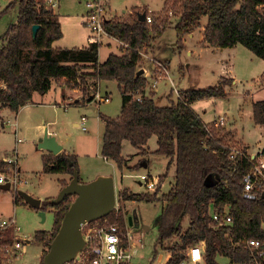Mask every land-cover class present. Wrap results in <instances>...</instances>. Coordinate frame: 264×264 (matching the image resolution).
I'll list each match as a JSON object with an SVG mask.
<instances>
[{
  "label": "trees",
  "instance_id": "obj_1",
  "mask_svg": "<svg viewBox=\"0 0 264 264\" xmlns=\"http://www.w3.org/2000/svg\"><path fill=\"white\" fill-rule=\"evenodd\" d=\"M166 1L168 5L170 0ZM15 8H18L17 21L9 26L0 48V126L4 109L18 113L32 101L35 92L48 93L55 80L75 82L83 92V103L92 101L88 96L90 87L98 81H115L122 94V109L116 118L102 116L106 124L102 154L114 160L123 171L126 166L122 155L123 141L143 149L156 136L158 149L155 153L170 159L167 173L175 165L174 184L163 195L154 258L160 248L171 254L167 264H181L192 246L204 242L206 264H219L218 258L227 259L229 264H264V257L258 256L246 244L250 239H258L264 253L261 229L264 198L260 195L256 200H248L244 196V177L252 164L246 159L237 163L231 159L225 127L217 128L211 123L210 132L207 131L208 124L191 108L197 100L223 97L224 89L218 86L184 91L175 103L160 106L154 98L155 93L146 90L148 80L145 75L138 74L141 49L164 34L174 21L170 17H159L160 23L150 26L146 19L140 20L143 13L138 9L123 20L108 19L105 23L107 32L125 42L128 50L124 55L110 54L101 63V44L54 48L63 32L47 0H16L4 13ZM171 11L177 20L179 40L200 27L201 20L207 17L204 42L222 48L242 45L264 60V0H174L169 8ZM144 14L147 15L148 10ZM35 25L40 27L34 37ZM160 25L163 30L159 29ZM87 69L92 72H86ZM138 95L141 100L136 98ZM253 121L255 125L264 126V100L253 104ZM243 152L247 153V150ZM75 170H79L75 156L61 154L44 159L47 174L73 175ZM120 196L124 201L146 199L128 188ZM18 197H15L16 203ZM69 198L59 205L50 204V200L42 203L43 211L55 209L56 221L52 234H35L36 242L42 243L45 235L51 234L46 244L49 247L72 203ZM213 212L230 215L233 224L217 227ZM121 220L125 222L123 217ZM186 222L187 228L184 227ZM8 235L7 238L0 237L4 247L13 244ZM7 259L2 251L0 264H9Z\"/></svg>",
  "mask_w": 264,
  "mask_h": 264
},
{
  "label": "rangeland",
  "instance_id": "obj_2",
  "mask_svg": "<svg viewBox=\"0 0 264 264\" xmlns=\"http://www.w3.org/2000/svg\"><path fill=\"white\" fill-rule=\"evenodd\" d=\"M13 1L16 0H0V14H3L0 18V48L4 43L2 39L9 26L17 21L18 8L4 13ZM88 1L90 0L61 1L60 7L58 6L57 10L61 13L62 17L63 37L54 43V48H79L89 44L91 31L85 25H82L83 16L87 12L86 3ZM103 1L110 8V12L107 10L109 17L122 15L125 10L146 3L149 9H147L148 6H143L138 10L140 13L148 10V15H151L153 18V22L149 23L150 26L160 23L159 17H170V20L174 21L173 25L164 34L156 37L150 45L141 49L142 61L140 63V70H144L149 87H152L154 79L158 75L159 65L157 62L161 63L170 72L171 81L164 75L159 80L157 89L155 88L156 90L153 91H158L162 94L160 99L157 100L158 105L167 106L175 103L178 100L175 90L182 93L192 89H206L220 86L225 92L223 97L197 100L192 104V110L208 123L219 116H225L227 122L224 127L226 133H228L226 144L232 150H247L248 153H254L258 148L264 146V127L255 125L253 121V104L264 100L263 59L257 57L242 45H238L235 48L218 49L217 52L215 49L212 51L210 48H202L199 46L202 44H199V41L202 39L201 30H198L196 36L192 39H188L190 38L189 33L179 40L176 30L177 20L169 12V8L172 6L174 0H170L168 5H166V1L165 6L164 0ZM123 18L113 17L112 19L123 20ZM207 21L208 18L204 17L201 20L200 27L202 28V26L206 25ZM167 23H170V21L168 20ZM159 29L163 30L164 28L160 27ZM108 43L110 42L101 44L99 61L104 62L111 53H117L118 55L127 53L128 45L125 42L120 40L118 42L114 41L111 42V46L107 45ZM186 45L190 47L191 55L187 54ZM208 45L205 44L203 46L207 47ZM86 72H92V70L87 69ZM60 80H63V82H59ZM65 80L58 79L55 82L59 85H64L67 82ZM104 81L107 80H101L98 83L104 95L106 94V88L109 86L108 91L111 92V100L108 103L98 104L97 111H92L86 107H72L74 109L70 108L67 111L60 108L59 113L53 112L46 121L47 123L55 122L56 127L60 130L59 133L63 134V141L67 139L66 146L72 148V152L77 154L82 182L87 183L95 180L99 177L98 175L101 176L100 173H110L105 174V176L116 178L118 196L125 188H128L132 193L141 194L146 198L140 202H125L124 211H121L120 214L113 213L108 219L111 222L123 224L124 222L121 220V217L124 218V221L129 219V217H136V224L139 228L135 233V238L143 235V242L142 245L139 244L137 247L136 255L130 264H167L171 258V254L159 248V253L154 258V246L158 238V224L163 208V195L165 196L174 184L175 165L173 164L167 173L170 162L169 158L158 155L153 151L139 154L130 143L126 144L124 148L125 156L135 155L132 158L129 157L131 159L128 158L129 163L127 165H130L129 168H125L122 171L117 168L115 161L113 162L111 159L106 161L104 159L100 150L104 124L99 115L101 113L109 117L116 116L120 113L122 104L121 94L116 82L111 81L110 84L106 85ZM65 85L64 90H72L71 85ZM71 90L68 93L70 96V98L68 97L69 102L73 103L76 98H80L83 101L84 95L80 88H77L76 91ZM171 93L173 94L171 95ZM169 97H174V100H170ZM39 114H42V112ZM83 114L89 117V121L86 124L89 132H84L80 127L75 126L76 122L79 123L81 121ZM2 115L5 117V120H10V122L5 123V129L0 132V158L4 156L11 157L13 149L16 147V139L18 140V138H15L14 127L11 125L15 119V114L9 110L5 112L3 110ZM38 115L32 116L36 117ZM25 118L26 124L30 125L33 119H30V116H27V114H25ZM26 134L25 136L23 134L20 135L19 138L23 139V141L17 147L22 177L29 182L26 185L20 186V190L21 192L28 191L40 199L48 196H57L62 176L60 174L44 173L42 155L47 152L37 150V142L34 143L28 139L30 132H26ZM246 143L249 147H247ZM150 145L151 149L154 150L156 146L155 141L151 142ZM249 148H252L253 151L249 150ZM143 160L150 161V167L142 168L138 162ZM136 163L138 164L131 167L132 164ZM4 171H6V168L0 164V174ZM142 174H150L156 177L161 176L160 180L163 188L158 191L159 194L147 192L139 184V179L136 176ZM163 176L165 177L164 180L162 179ZM16 196H19L18 203L15 202ZM74 199V197H71L68 201L73 202ZM10 217L16 218L17 224L21 228V238L25 236L24 241H30V243L27 246L25 254L12 255L10 257L11 261L8 263L42 264L43 258L49 249L46 245L47 240L52 234L51 231L54 229L56 221L55 209L50 208V210H47L46 219L43 221L39 211L31 207L21 195L16 194L13 188L8 190L0 189V218L7 219ZM187 223L184 225L185 228L188 227ZM47 231H50L48 233L51 234H46L42 243L35 241V234L37 232ZM7 233H0V237L7 238ZM8 236L11 237L10 232ZM3 247L2 245L0 246V253H2ZM223 259L218 258L219 264H229L227 259L226 261ZM185 263L192 264L188 261ZM201 264H206V262L203 261Z\"/></svg>",
  "mask_w": 264,
  "mask_h": 264
},
{
  "label": "built area",
  "instance_id": "obj_3",
  "mask_svg": "<svg viewBox=\"0 0 264 264\" xmlns=\"http://www.w3.org/2000/svg\"><path fill=\"white\" fill-rule=\"evenodd\" d=\"M49 6L54 7V0H47ZM88 14L86 16V25L91 31L89 37L90 44L97 43L103 44L104 38L112 37L105 28V23L108 20L107 9L102 0H90L87 2ZM170 14L173 15L171 11ZM147 23H152L153 18L151 15H146ZM161 28L162 25H160ZM159 65L157 78L154 79L152 87L147 84V92H153L157 89L159 80L166 75L168 80L171 81L170 72L163 65L157 62ZM152 78V76H151ZM156 88V89H155ZM178 99L181 97L179 91L175 90ZM90 96L92 101L90 103L100 104L110 102V97L102 94L100 85L97 83L90 87ZM138 100H141V96H136ZM87 116L82 117L81 128L86 131L87 128ZM227 118L225 116H219L210 123H206L207 131L210 132L213 123L215 127H224L226 125ZM231 150L230 158L236 163L242 159H246L251 162L252 167L244 177V196L248 200H256L264 192V149H259L256 153H245L243 150ZM6 171L0 174V185H10L15 193L19 195L20 186L28 184V180L21 178V174L18 170V164L16 157L6 160ZM139 179V184L146 189L147 192H153L159 194V190L163 188L161 185V178L158 176H152L150 174H142L136 176ZM124 201L122 197L117 195L116 205L111 214H120L124 211ZM110 214V215H111ZM109 215V216H110ZM109 216L101 219L86 223L83 228V236L85 240V248L81 251L76 259L69 264H130L137 252V247L142 245L143 235H139L135 238V233L138 230L136 224H130L129 219L125 220L123 224L119 222L109 221ZM212 218L217 227H228L233 224V219L230 215H224L220 213H212ZM264 232V222L261 227ZM10 232L13 239L11 246L3 247V252L8 258L7 261H11L10 257L17 254H25L27 246L30 241H24L25 236L21 238V228L18 226L16 218L10 217L7 219L0 218V233ZM7 233V234H8ZM247 246L252 251H255L258 256L264 257L261 248V241L258 239H250L247 241ZM258 251V252H257ZM205 246L204 242L192 246L188 253L187 258L182 262L186 264L188 261L192 264H200L204 261Z\"/></svg>",
  "mask_w": 264,
  "mask_h": 264
},
{
  "label": "crops",
  "instance_id": "obj_4",
  "mask_svg": "<svg viewBox=\"0 0 264 264\" xmlns=\"http://www.w3.org/2000/svg\"><path fill=\"white\" fill-rule=\"evenodd\" d=\"M55 1V6L52 8L53 10H54V13H55V15L57 16V18H58V21L60 22V24H61V13L57 10L58 9V6L60 7V4H61V1L62 0H54ZM103 1V0H102ZM142 1V0H141ZM144 1V0H143ZM165 2H166V0H164V6H165ZM103 3L105 4V6H107V4L103 1ZM144 4H146V3H142L140 6L139 5H137V6H134V7H132L131 9H127V10H125L124 12H123V14L122 15H116V16H110L109 17V15H108V13L110 12V8L107 6L106 8H108L107 10L109 11H107V16H108V19H112L113 17H119V18H123V17H125V18H128L133 12H134V10L135 9H140L141 7H143V6H148L147 4L146 5H144ZM86 8H87V3H86ZM147 9H149V6H148V8ZM87 14H88V8H87V12H86V14L83 16V20H82V25H85V27L86 28H88L87 27V25H86V16H87ZM125 18H123V19H125ZM208 22V21H207ZM207 25V24H206ZM206 25H204V26H202V28L201 27H198L196 30H194L192 33H190L189 34V37L190 38H188V39H192V38H194L195 36H196V34H197V32H198V30H201V32H202V39L199 41V44L200 43H202V44H200L199 46L200 47H202V48H210V50H216V52H217V50L218 49H223L222 47H215V46H212V45H210L209 43H207V42H204V30H205V27H206ZM61 28H62V25H61ZM201 28V29H200ZM89 29V28H88ZM63 32V31H62ZM196 32V33H195ZM192 36V37H191ZM89 37V36H88ZM109 39H111V40H109ZM109 39L108 38H104V40H103V43H107V42H110V43H108L107 45H110L111 46V42H114V41H116V42H118L119 40L118 39H116V38H114V37H109ZM113 39V40H112ZM187 39V40H188ZM205 44H209L207 47H205V46H203V45H205ZM89 44H90V42H89ZM88 44V45H89ZM185 44H186V41H185ZM87 45V46H88ZM103 45V44H102ZM238 46V45H237ZM237 46H235V47H237ZM83 47H86V45L85 46H83ZM235 47H233V48H235ZM74 48H77V47H74ZM79 48H82V47H79ZM186 48H187V54H189V55H191L192 53H191V51H190V47L188 46V45H186ZM111 54H117V53H111ZM110 55V54H109ZM118 55V54H117ZM109 57V56H108ZM107 57V58H108ZM107 60V59H106ZM105 60V61H106ZM104 61V62H105ZM100 62L101 63H103V61H101L100 60ZM143 75H145V73H143ZM59 82H63V80H60ZM65 82H66V80H65ZM64 82V83H65ZM110 82L111 81H104V83H106V85L109 83L110 84ZM65 84H68V85H71V87H72V90L73 91H76V89L77 88H80V87H78L77 86V84L74 82L73 84H72V82H66ZM59 85L57 82H53V86H52V88H51V90L48 92V93H45V94H41V93H38V92H35L34 93V95H33V98H32V101L30 102V103H28L27 105H25L24 107H22L21 109H20V111L18 112V113H14L15 114V119H14V121L11 123V125L14 127V129H13V131H14V135H15V138H18V140L16 139V147L13 149V155L10 157V156H4L3 158H0V164L1 165H4V168H7V166H9V164H7L6 163V160L7 159H10V158H15L16 157V160H17V164H18V170H19V172H20V174L22 175V171H21V167H20V156H19V150H18V144L19 143H22V141H23V139H21V138H19L20 137V135H22L23 134V136H25V135H27L26 134V132H30V134H28V135H30V137L28 138V139H30L31 141H33L34 143L35 142H37L36 143V148H37V150H39V151H46L47 153H45V154H43L42 155V162H43V169H44V159L46 158V157H56V156H58V155H55V154H53L51 151H49V150H46V149H43V148H40L39 147V142H40V140L43 138V136H44V134H45V131L46 130H48L49 131V134H52V136H54V137H56V140L58 141V143L60 144V145H62V147H63V151H62V153L61 154H67V155H70V156H75V158H76V160H77V154H75V153H73L72 152V148H69V147H67L66 146V143H67V139H64V141H63V134H61V133H59V128H57L56 126L57 125H55V122H49V123H47V119H48V117L49 116H51L52 114H53V112H55V113H59V111H60V108H62V109H64L65 111H67V110H69L70 108H72V107H75V108H79V107H86V108H88V109H90V110H92V111H97V106H99L98 104H93V103H83V101H82V99H80V98H76L75 100H74V102L72 103V102H69V98H70V96H69V91L71 90H64V88H65V86L66 85ZM117 84V83H116ZM108 88H109V86H108ZM108 88H106V94L105 95H107V96H109L110 97V100H111V92H109L108 90ZM117 88H118V85H117ZM71 90V91H72ZM100 90H101V87H100ZM118 90H119V88H118ZM101 92H102V90H101ZM108 92V93H107ZM120 92V91H119ZM155 93V99L156 100H158V99H160V96L162 95V94H160L158 91L157 92H154ZM103 94V93H102ZM120 94H121V92H120ZM173 93H171V95H172ZM52 95V96H51ZM49 96H51V98H49ZM69 97V98H68ZM49 98V99H48ZM169 99L170 100H174V97H169ZM121 100H122V94H121ZM72 109H74V108H72ZM121 109H122V104H121ZM7 110H9V109H4V112L5 111H7ZM10 111V110H9ZM11 112V111H10ZM42 112V114H39V113H41ZM13 113V112H12ZM120 113H121V110H120ZM120 113L118 114V115H116V116H110L111 118H116V117H118L119 115H120ZM25 114H27V116H30V119H33L31 122H30V125H27L26 124V118H25ZM39 114V115H38ZM32 115H38V116H36V117H34V116H32ZM83 116H87L86 114H83L82 116H81V121H82V117ZM102 114L100 113V115H99V117H100V119H101V121L103 122V124H104V128H103V136L101 137V145H100V150H101V154H102V148H103V141H104V135H105V129H106V124H105V122L103 121V119H102ZM109 117V116H108ZM1 118H2V120H3V122H2V124H1V130H0V132H2V130H4L5 129V123L7 124V122L9 123L10 122V120H8L7 121V119L5 120V117L2 115V113H1ZM87 118H88V121H89V117L87 116ZM202 119V118H201ZM203 120V119H202ZM81 121L78 123V122H76L75 123V126H77V127H80L81 128ZM87 121V122H88ZM204 121V120H203ZM214 121V120H213ZM205 122V121H204ZM205 123H208V122H205ZM3 125V126H2ZM261 127H264V126H261ZM82 129V128H81ZM84 131V130H83ZM84 132H89V128L86 130V131H84ZM153 141H155V143H156V146L154 147V150L153 149H151V145H150V143L151 142H153ZM128 143H130L129 141H127V140H124L123 141V143H122V155H123V157L126 159V166L124 167V170H125V168H129L130 167V165L128 166L127 164L129 163V159H131L133 156H135L134 154L133 155H128V156H125V154H124V148H125V145L126 144H128ZM246 145H247V147H249V145L246 143ZM137 151H138V153L139 154H141V153H145V152H155L157 149H158V144H157V137L156 136H154V137H152L150 140H149V142H148V144L146 145V146H144L143 147V149H137V148H135ZM259 149H264V146H262V148H258V150ZM249 150H252L253 151V149L251 148H249ZM257 150V151H258ZM257 151H254V153H256ZM60 154V155H61ZM103 155V154H102ZM138 155V154H137ZM104 156V155H103ZM129 157H131V158H129ZM129 158V159H128ZM104 159L106 160V161H109L110 160V158H107V157H105L104 156ZM145 159V158H144ZM112 160V159H111ZM113 162H114V160H112ZM139 164H140V166L142 167V168H148V167H150V161H146V160H143V161H141V162H138ZM138 163H136V164H132L131 165V167H133V166H135V165H137ZM77 164H78V169H79V162H78V160H77ZM115 164H116V166H117V163L115 162ZM117 168H118V166H117ZM44 171V170H43ZM79 172H80V170H78ZM45 173V172H44ZM101 175L103 174V175H105V174H110V173H100ZM60 176H62V178L60 179V185H59V192H60V190L64 187L63 185H62V182H66V185L71 181V179H72V177H73V175H70V174H60ZM98 176H100V175H98ZM21 178H23L22 176H21ZM160 178H161V176H160ZM115 179V185H116V178H114ZM80 181H81V179H80ZM93 181V180H92ZM82 182V181H81ZM91 182V181H90ZM82 183H84V182H82ZM86 183V182H85ZM88 183V182H87ZM65 185V186H66ZM1 186H4V185H0V187ZM117 186V185H116ZM117 188V187H116ZM1 189V188H0ZM10 189H12V188H10ZM124 189V188H123ZM116 190H118V189H116ZM19 191L21 192V190L19 189ZM120 191H122V190H120ZM27 193L28 194H30L31 196H33L30 192H28L27 191ZM58 196V195H57ZM56 195L55 196H48V197H45V198H43V199H40V198H37V197H35V196H33L34 198H37V199H40L41 201H42V203H43V201H45V200H52V199H54V198H56L57 197ZM126 202H128V201H126ZM37 210V209H36ZM40 210H42V209H40ZM48 210H50V208L48 209ZM37 211H39V210H37ZM47 211V210H46ZM46 211H45V214H46ZM130 218V217H129ZM46 219V218H45ZM137 226V225H136ZM47 232H50V231H47ZM223 260H225L226 261V259H223ZM219 263H220V261H218ZM222 262H224V261H222ZM202 263V262H201ZM200 263V264H201Z\"/></svg>",
  "mask_w": 264,
  "mask_h": 264
},
{
  "label": "water",
  "instance_id": "obj_5",
  "mask_svg": "<svg viewBox=\"0 0 264 264\" xmlns=\"http://www.w3.org/2000/svg\"><path fill=\"white\" fill-rule=\"evenodd\" d=\"M145 18L146 15L143 13L140 20L145 21ZM39 27V25L33 27L34 37ZM143 73L144 70H140L138 74ZM39 147L49 150L55 155H60L63 151L62 145L58 143L56 137L49 134L48 130L45 131L40 140ZM0 188L8 190L10 185H4ZM19 195L31 207L39 210L44 221L46 218L45 211L40 210L42 209V201L27 192H19ZM68 197L75 199L65 213L61 226L49 245V249L43 258V264H69L83 251L86 244L82 232L83 226L88 222L109 216L114 210L117 201L115 179L113 176L101 175L91 182L82 183L79 171L75 170L71 181L60 190L56 198L50 200V204L59 205ZM262 198H264V192ZM134 219L136 221L134 217L129 218L131 225L135 224Z\"/></svg>",
  "mask_w": 264,
  "mask_h": 264
},
{
  "label": "flooded vegetation",
  "instance_id": "obj_6",
  "mask_svg": "<svg viewBox=\"0 0 264 264\" xmlns=\"http://www.w3.org/2000/svg\"><path fill=\"white\" fill-rule=\"evenodd\" d=\"M136 218V217H135ZM134 221H135V219H134ZM135 224H136V221H135Z\"/></svg>",
  "mask_w": 264,
  "mask_h": 264
}]
</instances>
